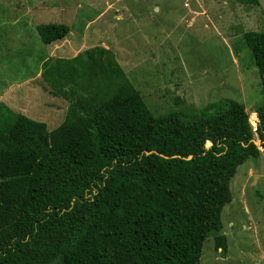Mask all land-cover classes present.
Segmentation results:
<instances>
[{"label":"trees","instance_id":"16d2710c","mask_svg":"<svg viewBox=\"0 0 264 264\" xmlns=\"http://www.w3.org/2000/svg\"><path fill=\"white\" fill-rule=\"evenodd\" d=\"M37 31L52 45L71 28ZM243 39L264 94V31ZM49 64L53 94L72 83L65 121L0 122V264H201L212 235L225 252L230 183L264 151V102L249 115L236 100L175 97L183 111L155 117L104 47Z\"/></svg>","mask_w":264,"mask_h":264},{"label":"rangeland","instance_id":"374dc122","mask_svg":"<svg viewBox=\"0 0 264 264\" xmlns=\"http://www.w3.org/2000/svg\"><path fill=\"white\" fill-rule=\"evenodd\" d=\"M259 3L0 0V122L23 114L50 131L58 128L74 101L72 83L53 94L45 65L96 47L114 55L155 117L183 111L175 97L194 108L231 99L244 102L249 115L256 113L264 94L243 35L264 31V0ZM43 24L67 25L71 32L45 45L37 31ZM230 190L232 200L222 214L227 250L217 249L212 235L201 264H264V151L238 167Z\"/></svg>","mask_w":264,"mask_h":264},{"label":"water","instance_id":"95a60500","mask_svg":"<svg viewBox=\"0 0 264 264\" xmlns=\"http://www.w3.org/2000/svg\"><path fill=\"white\" fill-rule=\"evenodd\" d=\"M256 117L258 119V115L257 114H256ZM254 185H255V180L252 182L251 187H254Z\"/></svg>","mask_w":264,"mask_h":264},{"label":"built area","instance_id":"2783aa9c","mask_svg":"<svg viewBox=\"0 0 264 264\" xmlns=\"http://www.w3.org/2000/svg\"><path fill=\"white\" fill-rule=\"evenodd\" d=\"M186 6H188V5H186Z\"/></svg>","mask_w":264,"mask_h":264}]
</instances>
